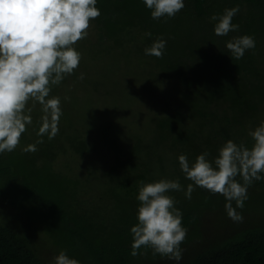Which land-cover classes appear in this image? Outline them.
<instances>
[{
	"label": "trees",
	"instance_id": "trees-1",
	"mask_svg": "<svg viewBox=\"0 0 264 264\" xmlns=\"http://www.w3.org/2000/svg\"><path fill=\"white\" fill-rule=\"evenodd\" d=\"M237 6L239 29L217 36L210 17ZM96 7L101 15L74 45L79 67L50 92L61 99L59 132L39 134L44 113L30 100L32 124L14 151L0 153V264H53L61 250L80 264H177L151 247L131 255L141 182L161 179L183 188L168 193L188 230L178 264H264V179L248 188L242 209L232 201L243 216L234 221L225 197L186 179L178 159L191 164L207 152L214 161L228 140L253 146L249 132L264 122V0H185L175 17L158 20L143 0ZM243 35L255 48L232 59L226 44ZM208 36L222 41L214 51ZM158 39L163 57L146 55ZM116 53L134 65L121 74L122 90L111 88ZM76 95L111 102L72 112ZM32 144L35 152L24 151Z\"/></svg>",
	"mask_w": 264,
	"mask_h": 264
},
{
	"label": "clouds",
	"instance_id": "clouds-1",
	"mask_svg": "<svg viewBox=\"0 0 264 264\" xmlns=\"http://www.w3.org/2000/svg\"><path fill=\"white\" fill-rule=\"evenodd\" d=\"M143 2L156 20L173 18L185 7V0ZM96 5L97 0H0V153L14 151L27 126L32 124V109L27 107L30 100L39 103L44 113L39 134L52 139L59 132L61 99L50 97V92L52 86L59 85L79 67L82 54L74 45L87 37L90 22L101 15ZM238 12L237 6L226 9L223 15L210 17L217 21V36L239 29L232 22ZM226 47L231 58L238 60L246 50L255 48V39L243 35L228 41ZM165 48L166 41L158 39L145 49V54L162 58ZM79 78L82 80L83 74ZM249 135L254 140L251 148L228 140L214 161L207 158V152L191 164L186 155L178 157L186 179L225 197V210L234 221L243 220L236 208L244 207L248 188L254 181L264 179V122ZM36 150L35 144L24 148L26 152ZM238 176L242 182L237 180ZM193 184L187 186L188 199L194 191ZM170 191H183L179 180L141 182L137 195L138 223L131 228V255H139L141 247H151L154 254L177 264L183 258L180 245L188 230L182 226V212L176 207L178 201L168 194ZM53 264L80 262L61 250Z\"/></svg>",
	"mask_w": 264,
	"mask_h": 264
},
{
	"label": "rangeland",
	"instance_id": "rangeland-1",
	"mask_svg": "<svg viewBox=\"0 0 264 264\" xmlns=\"http://www.w3.org/2000/svg\"><path fill=\"white\" fill-rule=\"evenodd\" d=\"M207 43H208V46H210L209 48L212 51H214V50H216L215 49L216 46L218 44L222 43V41L219 38H217V39L216 38H210L208 36V42ZM210 43H212V44L210 45ZM110 58H111V64H110V67H111V88L112 89L115 88V89L122 90V86H123L125 77H123L121 74H122V72L124 74L127 73V72H129L130 69H133V66L134 65L133 66L132 65H126L125 64L124 55L123 54H120V53L111 54ZM106 61H108V59L105 60V62ZM105 62H104V64H105ZM102 64L103 63H101L99 65L102 67ZM108 66H109V64H108ZM120 68H121V71H118ZM101 78H103V82H104L103 85L109 84V79H108L107 76H104L102 74L101 75ZM127 84H128V86H131L132 85L131 82L130 83L128 82ZM108 88H109L108 86H100L99 92L103 93ZM120 92H122V91H120ZM76 96L78 97L79 95H76ZM121 96L124 99V96L123 95H121ZM91 100H93V103L91 102ZM69 101L78 102V103H75L73 105L71 104L72 106L70 105V109H71L72 112H75L76 111V108L82 110L83 108H86L87 106L89 108H91L93 106V107L97 108L98 111L99 110L101 111V110H103L105 108L104 107H101L99 109L98 108L99 106H101L103 103L106 104V105H109V102H111V100H109V102L106 101L105 98H103L102 100H100L98 97H97V100L96 101H95V98L94 97H91L89 101H87V100H79V97L76 100H74V98H73V99H71Z\"/></svg>",
	"mask_w": 264,
	"mask_h": 264
}]
</instances>
